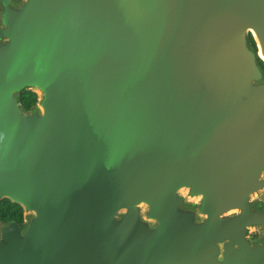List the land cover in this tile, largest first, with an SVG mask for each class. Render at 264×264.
<instances>
[{
    "label": "water",
    "instance_id": "obj_1",
    "mask_svg": "<svg viewBox=\"0 0 264 264\" xmlns=\"http://www.w3.org/2000/svg\"><path fill=\"white\" fill-rule=\"evenodd\" d=\"M2 24L24 224L0 222V264H264V0H28Z\"/></svg>",
    "mask_w": 264,
    "mask_h": 264
},
{
    "label": "trees",
    "instance_id": "obj_2",
    "mask_svg": "<svg viewBox=\"0 0 264 264\" xmlns=\"http://www.w3.org/2000/svg\"><path fill=\"white\" fill-rule=\"evenodd\" d=\"M250 41L253 47H256L254 39L250 36ZM260 66L264 72V65L260 60ZM19 100L24 107V109L28 110L31 109L36 101L37 95L30 91L24 90L19 94ZM8 221H15L19 224L23 222V209L19 204H16L9 199H3L0 201V222H8Z\"/></svg>",
    "mask_w": 264,
    "mask_h": 264
},
{
    "label": "rangeland",
    "instance_id": "obj_3",
    "mask_svg": "<svg viewBox=\"0 0 264 264\" xmlns=\"http://www.w3.org/2000/svg\"><path fill=\"white\" fill-rule=\"evenodd\" d=\"M27 1L28 0H12L10 2V0H0V26H1V28L4 27L3 24H2V20L5 18L6 12H11L12 9H15V10L21 9ZM7 40H8V37L4 36L3 40L1 41V44L6 42ZM250 44H252V43H250ZM261 61H262L263 65H264V61L262 59H261ZM258 63H259V65H261L259 59H258ZM206 79L201 83V84H203V86H205ZM259 83H260V80H258V79L257 80L255 79L253 81V85H257ZM263 175H264V171H263ZM255 198H257L259 200L258 204L262 203V202L264 203V194L259 195V193H258V194L253 195L252 198H251V201L253 200L252 201L253 205H254V203H255V205L257 203V201H254ZM124 211H125V209H122L120 212L123 213ZM230 212H231V210H229L227 213H230ZM28 213H30V215L32 214L30 211L26 212V214H28Z\"/></svg>",
    "mask_w": 264,
    "mask_h": 264
},
{
    "label": "flooded vegetation",
    "instance_id": "obj_4",
    "mask_svg": "<svg viewBox=\"0 0 264 264\" xmlns=\"http://www.w3.org/2000/svg\"><path fill=\"white\" fill-rule=\"evenodd\" d=\"M257 198H255L254 199V201H257V203H256V205H255V203H254V208L255 209H263V207H264V203L262 202V203H259L258 204V199L256 200ZM253 203V202H252ZM23 209V208H22ZM238 212V211H237ZM233 214H236V213H232V214H230V215H233ZM9 222V221H8ZM8 222H5V223H8ZM20 224H24V211H23V222L22 223H20ZM261 235H262V233H261V231H260V229H258V228H256V229H253L251 232H250V235H249V239L251 240V241H253V242H257L259 239H260V237H261Z\"/></svg>",
    "mask_w": 264,
    "mask_h": 264
},
{
    "label": "bare ground",
    "instance_id": "obj_5",
    "mask_svg": "<svg viewBox=\"0 0 264 264\" xmlns=\"http://www.w3.org/2000/svg\"><path fill=\"white\" fill-rule=\"evenodd\" d=\"M253 32V31H252ZM253 34L255 35V33L253 32ZM257 40H258V38H257ZM260 55V57L263 59V61H264V54H263V52L260 50V53H259ZM41 111H42V113H43V115H45V113H44V109L43 108H41Z\"/></svg>",
    "mask_w": 264,
    "mask_h": 264
}]
</instances>
